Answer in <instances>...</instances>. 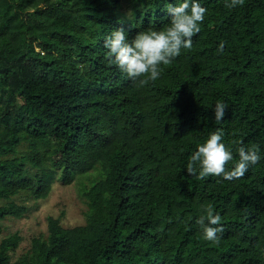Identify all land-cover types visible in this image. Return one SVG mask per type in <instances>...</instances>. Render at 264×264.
<instances>
[{
    "label": "trees",
    "instance_id": "trees-1",
    "mask_svg": "<svg viewBox=\"0 0 264 264\" xmlns=\"http://www.w3.org/2000/svg\"><path fill=\"white\" fill-rule=\"evenodd\" d=\"M180 2L0 0V232L29 211L14 196L45 198L56 180L98 170L82 190L84 223L49 215L16 259L14 231L0 241V264H264V0L234 9L198 0L207 13L192 48L147 86L105 59L111 31L131 40L160 30ZM217 129L233 154L228 170L239 146L260 148L239 179L187 173ZM206 204L221 216L219 243L196 223Z\"/></svg>",
    "mask_w": 264,
    "mask_h": 264
},
{
    "label": "clouds",
    "instance_id": "clouds-1",
    "mask_svg": "<svg viewBox=\"0 0 264 264\" xmlns=\"http://www.w3.org/2000/svg\"><path fill=\"white\" fill-rule=\"evenodd\" d=\"M244 0H230L225 7L234 9L243 6ZM167 12L171 16L170 23L160 30L149 28L137 33L129 40L123 27L111 31L104 40L107 49L105 59L109 64L118 66L127 78L138 86H147L160 78L163 67L170 65L181 54V49L190 50L193 46V37L200 33L201 24L205 19L207 9L202 7L198 0H182L176 6L169 5ZM221 42L218 52L224 51ZM227 105L218 101L214 108L215 120L224 119ZM223 130L217 129L210 133L207 140L197 145L186 166L188 175L203 180L209 176L222 177L231 181L245 175L249 166L256 165L260 159V148L253 145L250 148L239 146L237 148L239 160L232 169L226 165L233 161L232 151L222 143ZM242 141L233 140L232 144L242 145ZM202 215L196 223L200 226L203 239L219 243V233L224 231L221 216L214 214L211 204L201 206Z\"/></svg>",
    "mask_w": 264,
    "mask_h": 264
},
{
    "label": "rangeland",
    "instance_id": "rangeland-1",
    "mask_svg": "<svg viewBox=\"0 0 264 264\" xmlns=\"http://www.w3.org/2000/svg\"><path fill=\"white\" fill-rule=\"evenodd\" d=\"M89 171L77 174L76 178L70 183L56 180L50 194L45 198L36 199L26 190L14 196L15 200L25 202L29 206V211L25 216L8 217L2 220L0 241L14 231H19L22 235L19 246L13 252L14 259L31 247V240L35 235L48 231L49 215H62L61 221L66 226L85 222V210L88 207L85 197L82 195V190L84 186L90 185L92 180L96 178L95 176L98 175L96 168Z\"/></svg>",
    "mask_w": 264,
    "mask_h": 264
}]
</instances>
